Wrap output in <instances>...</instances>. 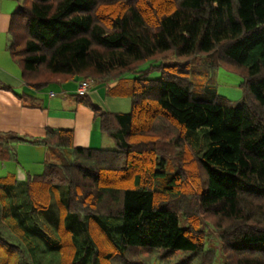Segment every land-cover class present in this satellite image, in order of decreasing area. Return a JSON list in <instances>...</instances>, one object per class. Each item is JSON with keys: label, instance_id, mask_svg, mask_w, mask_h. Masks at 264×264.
Here are the masks:
<instances>
[{"label": "trees", "instance_id": "1", "mask_svg": "<svg viewBox=\"0 0 264 264\" xmlns=\"http://www.w3.org/2000/svg\"><path fill=\"white\" fill-rule=\"evenodd\" d=\"M19 2L9 53L27 84L92 79L130 109L84 100L114 148L74 146L64 128L0 132V165L18 163L19 142L47 149L41 173L0 174V264H141V250L212 264L202 221L220 232L225 264H264V0ZM170 53L242 67L245 95H193L188 63L163 62ZM158 136L180 148L178 167Z\"/></svg>", "mask_w": 264, "mask_h": 264}, {"label": "crops", "instance_id": "2", "mask_svg": "<svg viewBox=\"0 0 264 264\" xmlns=\"http://www.w3.org/2000/svg\"><path fill=\"white\" fill-rule=\"evenodd\" d=\"M19 3V0H0V132L11 131L26 138H40L47 128H64L72 131L74 146L110 148L113 140L100 130L99 119L94 118L84 100L107 112H126L130 99L109 96L106 86L97 82L84 97H79L75 94L77 78L49 84L45 86L50 88L47 92L41 91L44 87L33 88L27 84L22 78L20 64L9 53L11 16ZM27 146L37 150L45 159L46 147L27 141L16 144V153L24 156ZM6 170H12L19 180L25 179L27 173L31 174L19 158L15 165L11 162L0 165V174Z\"/></svg>", "mask_w": 264, "mask_h": 264}, {"label": "rangeland", "instance_id": "3", "mask_svg": "<svg viewBox=\"0 0 264 264\" xmlns=\"http://www.w3.org/2000/svg\"><path fill=\"white\" fill-rule=\"evenodd\" d=\"M162 59L163 62L167 63L187 62L188 67L186 64H184V66L187 68V70H189V78L187 76V80L190 82L191 93L202 99H210L220 104L236 105L246 93L245 82L247 80V76L242 67L234 66L221 60L214 61L212 56H208L206 54H199L186 59L184 57H178L170 53ZM144 66L145 63H142L139 68H143ZM179 69L184 68L180 67ZM134 74V72H130L127 74V76L132 77ZM46 75L47 73L41 72L39 76L34 77L33 81L45 78L47 77ZM149 75L153 78H157L160 75V70L153 68L149 72ZM79 80L81 79L77 80V86ZM65 82L67 81H62V83ZM93 83L94 82L91 83L90 87ZM49 89V87H44L41 91L47 92ZM158 137L160 138V141L156 143L157 150L169 160L168 165H172L174 168L178 167V162L180 159H182L180 148L175 146L171 140H167V138H163L162 136ZM110 148H114V142L111 144ZM17 154L19 161L22 163L24 168L34 174L41 173L43 169V164L41 161L45 159L39 155L37 150L27 146L24 148V156L18 152ZM180 225H185V221L182 217H180ZM202 227L204 228L205 235L207 237L206 247L211 248L214 253V260L212 264H225L220 244V232L214 229L212 226H208L203 221ZM137 259L141 264H164L159 261H155L153 263L152 251H139Z\"/></svg>", "mask_w": 264, "mask_h": 264}, {"label": "built area", "instance_id": "4", "mask_svg": "<svg viewBox=\"0 0 264 264\" xmlns=\"http://www.w3.org/2000/svg\"><path fill=\"white\" fill-rule=\"evenodd\" d=\"M92 83V80L89 79H81L78 82V86L76 88V93L78 95H85L90 87ZM50 94H52V92H50Z\"/></svg>", "mask_w": 264, "mask_h": 264}]
</instances>
